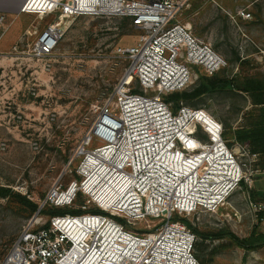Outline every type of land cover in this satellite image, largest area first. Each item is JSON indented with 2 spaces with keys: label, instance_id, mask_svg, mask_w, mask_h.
Returning a JSON list of instances; mask_svg holds the SVG:
<instances>
[{
  "label": "built area",
  "instance_id": "1",
  "mask_svg": "<svg viewBox=\"0 0 264 264\" xmlns=\"http://www.w3.org/2000/svg\"><path fill=\"white\" fill-rule=\"evenodd\" d=\"M185 4L21 1L19 14L55 17L39 35L41 54L57 47L64 20L71 18L129 19L141 34L133 46L117 49L128 67L112 97L96 107L91 128L73 153L69 166L77 163V179L49 190L3 264H200L197 237L179 218L218 212L253 173L228 147L221 122L214 118L211 129L201 118L205 110L175 111L165 101L229 65L190 24L178 22ZM94 141L100 146L91 148ZM80 196L85 204L78 215L41 214L44 208L73 209Z\"/></svg>",
  "mask_w": 264,
  "mask_h": 264
},
{
  "label": "rangeland",
  "instance_id": "2",
  "mask_svg": "<svg viewBox=\"0 0 264 264\" xmlns=\"http://www.w3.org/2000/svg\"><path fill=\"white\" fill-rule=\"evenodd\" d=\"M21 1L0 0V187L14 193L0 197V264L49 190L67 188L77 179V163L69 166L73 153L91 128L96 107L112 97L128 67L117 49L133 46L141 34L129 19L71 18L64 20L57 47L41 54L39 35L55 17L19 14ZM185 2L178 22L190 24L194 35L214 48H225L229 65L186 92L215 78L224 82L217 89L171 105L205 110L209 119L221 122L228 147L253 177L218 212L181 218L201 233L228 232L245 239L256 230L264 233V156L236 140L258 109L241 88L249 80L264 82V0ZM242 12L251 18L244 20ZM98 146L94 141L91 148ZM15 194L36 204L37 211ZM84 204L80 196L73 209ZM49 210L44 208L42 216ZM196 243L200 264H264V246L246 251L230 239L202 242L198 237Z\"/></svg>",
  "mask_w": 264,
  "mask_h": 264
},
{
  "label": "trees",
  "instance_id": "3",
  "mask_svg": "<svg viewBox=\"0 0 264 264\" xmlns=\"http://www.w3.org/2000/svg\"><path fill=\"white\" fill-rule=\"evenodd\" d=\"M218 74V73H217ZM216 74L212 77H215ZM207 77V76H202ZM200 78V81L202 79ZM224 82L220 79L215 78L211 82H207V84L198 85L196 89L192 93H187L186 91L173 93L167 97H165V101L167 103L172 104V102H180L181 100H186L193 97H199L203 94H206L210 91L217 89ZM244 92L248 93L252 98L253 105L258 108L257 113L248 118L247 126L242 130L236 133V140L238 142L247 143L250 145L251 150L255 154H259L264 156V82L249 80L244 84V87L241 88ZM134 92H138V90H134ZM175 107V108H174ZM173 109L177 111L179 106H174ZM262 169L264 171V161L261 164ZM13 192L10 188L0 187V197L8 198L13 196ZM16 195V194H15ZM14 195V196H15ZM18 198L22 199L25 204L29 207L31 212H36L38 207L36 204L27 200L25 197H21L20 195H16ZM80 210L74 209H56L46 211L45 214L49 215H78L80 214ZM184 224H186L191 230H193L194 234L202 241H214V240H222V239H230L236 243V245L246 251L256 250L264 246V233H260L257 230L253 231L251 236L245 239H240L233 233L228 232H220L217 234H205L201 233L197 229H194L191 223L184 219L179 218ZM197 244V243H196ZM197 245L195 246L196 251ZM196 256V255H195Z\"/></svg>",
  "mask_w": 264,
  "mask_h": 264
},
{
  "label": "bare ground",
  "instance_id": "4",
  "mask_svg": "<svg viewBox=\"0 0 264 264\" xmlns=\"http://www.w3.org/2000/svg\"><path fill=\"white\" fill-rule=\"evenodd\" d=\"M211 117V119H209V117L207 116V115H205L204 113H203V116H201V118L205 121V122H207V123H209V127L211 128V129H213L214 127H215V119H214V117H212V116H210ZM194 128V126H191V128L190 129H193ZM234 166V165H233ZM234 168H237V166H234Z\"/></svg>",
  "mask_w": 264,
  "mask_h": 264
},
{
  "label": "crops",
  "instance_id": "5",
  "mask_svg": "<svg viewBox=\"0 0 264 264\" xmlns=\"http://www.w3.org/2000/svg\"><path fill=\"white\" fill-rule=\"evenodd\" d=\"M246 20V19H244ZM192 27V26H191ZM219 54H221L227 61L230 57V53L223 47L214 48ZM228 58V59H227Z\"/></svg>",
  "mask_w": 264,
  "mask_h": 264
}]
</instances>
